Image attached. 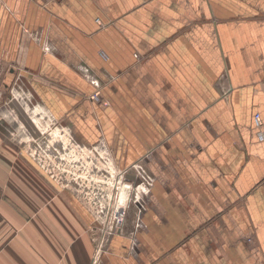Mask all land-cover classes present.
<instances>
[{"label":"crops","instance_id":"1","mask_svg":"<svg viewBox=\"0 0 264 264\" xmlns=\"http://www.w3.org/2000/svg\"><path fill=\"white\" fill-rule=\"evenodd\" d=\"M41 118L154 176L95 261ZM0 264H264V0H0Z\"/></svg>","mask_w":264,"mask_h":264},{"label":"rangeland","instance_id":"2","mask_svg":"<svg viewBox=\"0 0 264 264\" xmlns=\"http://www.w3.org/2000/svg\"><path fill=\"white\" fill-rule=\"evenodd\" d=\"M38 123L42 128L39 130L35 127L37 133L34 132L35 144L31 143L35 146L32 147L48 173H51L56 181L69 186L78 198L88 205L94 218L95 224L92 225L91 231L96 243L100 240V232L107 235V230L112 224L115 226V232H120L126 217L129 216V209H125L124 221L122 218L118 219L119 210H116V207L117 204L118 207L121 206L119 199H126L125 186H128L123 180L119 182V178L123 177L119 173L128 166L116 165L104 147L78 143V140L70 136L69 131H59L49 119L41 118ZM132 172L141 177V170ZM140 180L142 181L141 178ZM130 193L134 198V193ZM132 200L131 207L135 202ZM118 220L121 221L120 224H117ZM103 227L105 229L102 230Z\"/></svg>","mask_w":264,"mask_h":264},{"label":"built area","instance_id":"3","mask_svg":"<svg viewBox=\"0 0 264 264\" xmlns=\"http://www.w3.org/2000/svg\"><path fill=\"white\" fill-rule=\"evenodd\" d=\"M99 94H94V98H98L99 100L101 99V97H99ZM256 119L258 121V123L260 124L261 122V118H260V114H256ZM144 158V157H143ZM144 163H141V161H136L134 163H132L131 165H128V167L120 170V175H122V178H119V182L120 181H125V184L127 183L128 186H125V191H127V196L126 199L123 201L122 199H119V202H121V206L118 207L117 204V209L119 210L118 212V219L122 218V220L124 221L125 218V209H129L130 207V202L131 200H135V204H137V206L139 207V209H143L145 207V199H144V193L146 192V187L142 186L141 189L138 188L140 185L145 184L146 186L151 185L152 183H154L155 179L154 176L151 175L150 173H148L145 168L143 167ZM132 170H141L142 174L141 177H139L138 174L133 173ZM133 174L135 175V179L129 178V174ZM118 174V175H119ZM140 178L142 179V181L140 180ZM141 181V182H140ZM137 184L139 186H137ZM119 188V187H117ZM122 189V188H121ZM134 193V198L131 197V193ZM132 200V201H133ZM121 221H117V224H120ZM139 224V219L137 222V225ZM105 229L104 227L102 228V230ZM115 226L112 224L109 227V230H107V235H105L102 231L100 232L99 236H100V240L97 241L96 243V248H95V253H94V261L97 259V257H99L101 255V253L104 251V249L106 248V245L108 243V239L110 238V236L115 232ZM123 228H120V231H122ZM135 233V232H134ZM94 240H96V238H94Z\"/></svg>","mask_w":264,"mask_h":264}]
</instances>
